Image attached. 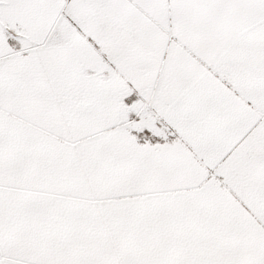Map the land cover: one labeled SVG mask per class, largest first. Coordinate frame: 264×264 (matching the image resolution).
Segmentation results:
<instances>
[{
	"label": "snow or ice",
	"instance_id": "obj_1",
	"mask_svg": "<svg viewBox=\"0 0 264 264\" xmlns=\"http://www.w3.org/2000/svg\"><path fill=\"white\" fill-rule=\"evenodd\" d=\"M0 264H264V0H0Z\"/></svg>",
	"mask_w": 264,
	"mask_h": 264
}]
</instances>
